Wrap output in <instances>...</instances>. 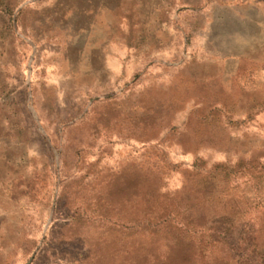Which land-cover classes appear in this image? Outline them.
I'll return each instance as SVG.
<instances>
[{
  "label": "rangeland",
  "instance_id": "obj_1",
  "mask_svg": "<svg viewBox=\"0 0 264 264\" xmlns=\"http://www.w3.org/2000/svg\"><path fill=\"white\" fill-rule=\"evenodd\" d=\"M0 264H264V0H0Z\"/></svg>",
  "mask_w": 264,
  "mask_h": 264
}]
</instances>
